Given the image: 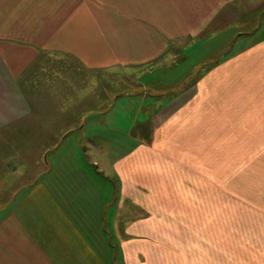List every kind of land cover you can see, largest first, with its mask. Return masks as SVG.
Returning <instances> with one entry per match:
<instances>
[{
	"label": "crops",
	"instance_id": "1",
	"mask_svg": "<svg viewBox=\"0 0 264 264\" xmlns=\"http://www.w3.org/2000/svg\"><path fill=\"white\" fill-rule=\"evenodd\" d=\"M261 27L264 0H0V264H264ZM203 45L223 55L184 66ZM61 56L132 87L63 107Z\"/></svg>",
	"mask_w": 264,
	"mask_h": 264
},
{
	"label": "rangeland",
	"instance_id": "2",
	"mask_svg": "<svg viewBox=\"0 0 264 264\" xmlns=\"http://www.w3.org/2000/svg\"><path fill=\"white\" fill-rule=\"evenodd\" d=\"M251 26V25H250ZM264 36L262 33V27L256 30L250 37L246 39V41L255 39L256 37ZM240 41L235 49L240 47V44L246 42ZM206 46H195L193 47L189 53H187V58L184 59V66L191 65L194 61H199L202 57L209 55L207 59H215L218 56L221 57L223 54L216 52L214 48L209 49L210 51L205 52ZM234 50V49H233ZM215 51V52H214ZM232 51V50H231ZM211 53V54H209ZM213 53V54H212ZM220 54V55H219ZM63 57V58H62ZM177 57V56H176ZM46 61V60H44ZM50 70L52 72L51 75L49 73L46 76L47 81L44 82V88L41 92L50 93L48 85H53V93L58 92L62 93L66 91V84L64 80H69L67 89L68 91L73 92L74 100L70 99L69 101L63 100L59 101L60 105L63 107H70L77 110H89L94 108H108L110 102L114 98L117 92L123 91L125 89H130L132 87L131 82L120 84L121 74L120 72H115L110 69H101V70H86L79 66L76 63H73L72 60L67 59L65 56H61L60 58H52L50 62ZM57 71L58 74L54 72ZM55 75H58V78L55 79ZM54 78V79H53ZM86 79L85 88L90 89V95L88 96V101H80L78 99L79 96L77 94H81L82 92V80ZM64 84V85H63ZM54 85L58 86L55 89ZM88 85V86H87ZM130 85V86H129ZM79 88V89H78ZM54 89L56 91H54ZM50 90V91H49ZM79 92V93H78ZM137 101L135 97H128L127 95L120 97L117 101L113 103L112 109L109 113L105 114V118L107 122L103 124H99L101 126H106L108 131L115 130L116 139L114 140L121 146L120 150L117 152H125L126 149L130 148L133 143L135 135H133V131H131L132 121L134 119L135 108L137 107ZM58 101H56L57 103ZM55 104V102H51ZM58 104V103H57ZM106 106V107H105ZM144 113V112H143ZM142 113V114H143ZM144 115V114H143ZM143 117H141L142 119ZM93 119V117H92ZM90 120V119H89ZM88 120V122H89ZM91 123V121H90ZM90 124L88 123V127ZM94 126L93 121L91 123V127ZM83 133L76 132L71 137V141L80 140ZM8 137V136H6Z\"/></svg>",
	"mask_w": 264,
	"mask_h": 264
}]
</instances>
